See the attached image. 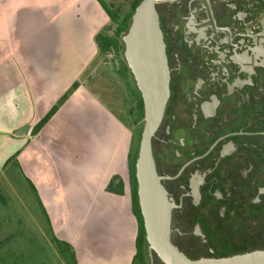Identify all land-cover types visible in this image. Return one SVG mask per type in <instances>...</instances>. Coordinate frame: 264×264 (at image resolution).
<instances>
[{"label": "flooded vegetation", "instance_id": "flooded-vegetation-1", "mask_svg": "<svg viewBox=\"0 0 264 264\" xmlns=\"http://www.w3.org/2000/svg\"><path fill=\"white\" fill-rule=\"evenodd\" d=\"M155 9L169 98L151 152L177 206L170 242L191 260L263 251L264 0Z\"/></svg>", "mask_w": 264, "mask_h": 264}, {"label": "crops", "instance_id": "crops-1", "mask_svg": "<svg viewBox=\"0 0 264 264\" xmlns=\"http://www.w3.org/2000/svg\"><path fill=\"white\" fill-rule=\"evenodd\" d=\"M105 21L97 0H0V170L15 155L77 264H133L136 254L130 136L81 82ZM81 234H101L98 248Z\"/></svg>", "mask_w": 264, "mask_h": 264}, {"label": "rangeland", "instance_id": "rangeland-1", "mask_svg": "<svg viewBox=\"0 0 264 264\" xmlns=\"http://www.w3.org/2000/svg\"><path fill=\"white\" fill-rule=\"evenodd\" d=\"M135 1L139 0H103L118 15V21L131 13V5ZM115 28L116 23L106 14V21L97 33L115 36ZM125 32L115 36L116 47L100 50L97 46V55L88 63L81 82L100 94L126 127L130 136V156L134 158L138 152L143 114L138 111L141 95L124 60L121 37ZM0 194L3 198L0 200V264H67L53 241L52 228L35 192L13 161L0 170ZM81 235H86L89 247H97L101 243V234ZM137 255L133 264L150 263L146 241L141 243V251ZM158 260L153 254V261L156 263Z\"/></svg>", "mask_w": 264, "mask_h": 264}, {"label": "water", "instance_id": "water-1", "mask_svg": "<svg viewBox=\"0 0 264 264\" xmlns=\"http://www.w3.org/2000/svg\"><path fill=\"white\" fill-rule=\"evenodd\" d=\"M156 1L140 0L121 37L124 59L143 104V126L135 160V179L137 201L148 244L149 264L153 262L152 253L162 264H264V250L224 258L191 260L170 242L169 231L173 228L170 229L171 208L177 206L168 202L151 152V138L169 98V68L155 9ZM209 1L219 10H223L228 2L198 0V5L202 7Z\"/></svg>", "mask_w": 264, "mask_h": 264}, {"label": "trees", "instance_id": "trees-1", "mask_svg": "<svg viewBox=\"0 0 264 264\" xmlns=\"http://www.w3.org/2000/svg\"><path fill=\"white\" fill-rule=\"evenodd\" d=\"M98 3L100 4V6L103 8V10L105 11V13L107 14V16L110 18V20H112L114 23H116V28H115V32L114 35L117 36L119 34H121L123 31H126L128 26H129V20L130 17L134 11V8L136 7V5L140 2L139 1H135L134 3H132L131 5V13L128 14L124 19H122L121 21H118V15L115 14L112 10H110L107 5L103 2V0H97ZM115 36H106L102 33H97L95 35V41L97 43V46L100 48V50L102 49H108L110 47H116V38ZM77 86V83H73L71 86V89H74ZM70 93V90L67 91L61 98L60 100L57 102L56 105H54L47 113L46 115L33 127L32 129V134H36L41 127L45 124V122L55 113V111L58 108V105L67 98L68 94ZM142 108H143V104H142V99H140V103H138V111L140 112V115L142 114ZM137 157V152H136V156L134 158H132L130 156V151L128 154V168H129V180L131 183V196H132V208H133V214L136 217V220L138 222V229H137V235H136V240H135V246H136V254L134 256L137 257L138 253H140L141 251V243L145 242V233H144V228H143V222H142V217L139 211V206H138V201H137V193H136V179H135V160ZM13 161L15 165L16 161H15V155H13V157H10L6 163ZM5 163V165H6ZM32 190L35 192L36 191L32 185V183L28 180ZM37 197V194H36ZM38 199V198H37ZM0 200L2 201L3 198L0 194ZM41 206V205H40ZM41 209L43 211V213L45 214L46 218L47 215L45 213V210L42 208ZM48 225L51 229L49 220L47 219ZM52 230V229H51ZM53 241L55 242L56 247L59 249L60 254L65 257L67 264H77V259L75 256V252L73 250V247L71 246L70 243H68L67 241L64 240H60L58 239L55 234H53Z\"/></svg>", "mask_w": 264, "mask_h": 264}]
</instances>
